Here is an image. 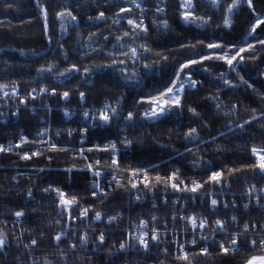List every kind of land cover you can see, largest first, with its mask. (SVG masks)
I'll use <instances>...</instances> for the list:
<instances>
[{"label":"trees","instance_id":"1","mask_svg":"<svg viewBox=\"0 0 264 264\" xmlns=\"http://www.w3.org/2000/svg\"><path fill=\"white\" fill-rule=\"evenodd\" d=\"M137 2L140 8L132 0H0V86L8 94L0 98V146L11 149L0 152V235L5 240L0 264H246L252 256H264V250L249 246L247 236L240 235L231 248V240L214 229L217 220L229 231L235 221L259 226L264 215L224 208L221 201L211 210L208 195L215 172L222 173L231 192L264 185L251 151L264 149V24L251 31L257 19L264 20V0H251V8L241 0L231 13L232 0L216 6L192 0L197 19L191 22L182 19L183 0ZM121 8L130 11L117 16ZM66 11L76 20L57 16ZM100 13L104 17L98 20ZM128 19L143 21L147 31L134 34ZM238 52L231 66L219 58ZM191 60L198 63L178 79L181 65ZM73 65L76 70L68 72ZM173 81L184 85L178 93L181 105L146 116L151 101ZM12 92L16 96L10 97ZM30 92L42 94L31 97ZM64 92L69 93L66 102ZM114 103L119 115L101 124L93 110ZM64 108L75 115L65 118ZM191 129L195 133L186 135ZM82 132L87 143L80 146ZM106 143L119 147L116 166ZM32 152L40 155L21 158ZM85 159L99 161L93 168L104 173L96 196L89 173L81 170ZM173 173L182 188L193 182L201 187L177 191L168 182ZM115 174L119 183L109 186L106 181ZM48 188L76 203L65 210L58 193ZM18 211L21 217L15 216ZM97 212L101 219L94 221ZM188 217L206 220L207 226L192 229L181 219ZM141 221L148 228L143 232L157 230L164 239L140 247L131 237L140 234ZM185 254L188 260L178 258Z\"/></svg>","mask_w":264,"mask_h":264},{"label":"snow or ice","instance_id":"2","mask_svg":"<svg viewBox=\"0 0 264 264\" xmlns=\"http://www.w3.org/2000/svg\"><path fill=\"white\" fill-rule=\"evenodd\" d=\"M132 2L135 4V6L137 8H140L141 5L137 2V0H132ZM241 2V0H232V3L228 5V8H227V12L228 13H231L233 11V9H235L236 7L239 6V3ZM211 3L213 6H216L218 3H219V0H211ZM181 7L184 9V11L182 12V19L185 21V22H191V21H194L197 19V17L194 16L193 12H192V9L194 7L193 3H192V0H183L182 4H181ZM248 7L251 8L252 7V3H251V0H248ZM127 11H130V9H124V8H121L120 9V13H117V16H120L121 13H124V12H127ZM158 12H162L163 9H160L158 8L157 9ZM46 15V13H45ZM57 16L58 17H65V16H68L71 18V20H76V17L74 15H72L71 12H60V13H57ZM104 17V13H100V15L97 17V19H102ZM115 23H119V19H117L116 21H114ZM128 24L130 26H132L133 28V33L136 34V35H139V32H146L147 29L143 26V21H141L140 23H136L135 20L133 19H128ZM231 24V21L229 19L228 16H225L224 18V25L226 27L230 26ZM260 24H264V20H261V19H257L256 21V24L253 25L252 27V32H255L256 30V27H258ZM165 27L167 26L166 22H165ZM45 30L47 31V25H45ZM139 30V31H137ZM129 33H125L124 35H128ZM260 43H264V41H260ZM208 48H218V47H221L220 45H217V44H209L207 45ZM252 46L249 45V49L251 48ZM147 50V49H145ZM246 49H243L241 48L239 51L240 52H243L245 51ZM131 54L133 57H135L137 55L136 53V49L133 48L131 50ZM237 56H239V52L232 56L231 58H228L227 56V53H225L223 56L219 57L220 59H224L226 60V63L229 64L230 66L233 64V61L237 59ZM210 57H204V59H208ZM121 63H123V61H121ZM195 63H198V61L196 60H191L183 65H181L180 67V70L179 72L177 73V78L179 79V76H180V72H183V70L185 68H188L190 66V64H195ZM48 71H51V68L47 69ZM76 68L75 66L73 65L72 68L68 69L67 71L68 72H71V71H75ZM85 71H87V69H85ZM61 75H64V73H62ZM227 83V81H226ZM190 86L191 87H195V81H190ZM3 87H6V86H0V89H2ZM184 85L183 84H179V86H177V81H173V85L172 87H169L167 89V91L165 93H162L161 94V97L157 98L156 100H153L151 101V103L153 104V107H152V110L149 112V113H146V116L148 117H158L160 115H163L165 113V111L167 110L166 109V106L167 107H172V106H175V107H179L181 105V97L180 95L178 94L182 89H183ZM35 91V90H33ZM41 91H45L44 89H41ZM177 93L176 95H172L173 93ZM52 94H55V90L53 89L52 90ZM5 95H7V93H5ZM69 96V93L68 92H64L62 94V98L63 99H67ZM80 96L81 98H83L84 96V93H80ZM162 100V103L160 102ZM21 103H23V101H21ZM191 110V109H190ZM194 111V110H192ZM112 113L115 114L116 113V109L113 108L112 109ZM89 114L88 113H85V116H88ZM133 118V114L130 112L128 114V117L127 119L128 120H132ZM99 119L104 122V123H107L110 119V116H109V113L106 110L102 111L99 115ZM247 123V122H246ZM195 129H191L189 133H187L186 135L188 136H191L193 133H195ZM40 135H43V133H40ZM21 142L22 143H26L27 141L21 137ZM21 145H16V147H20ZM111 148L112 151H115V144H112L109 146ZM51 148L53 150L56 149V146L55 145H52ZM11 149L8 148H4L3 146H0V152H5V151H10ZM105 150H108V149H105ZM252 154L254 156L257 157V163L255 165H253V167H257L260 169V171L262 173H264V149H257L255 147L252 148ZM37 155H40L39 152H32L31 156L25 154L24 156H22L21 158L22 159H31L32 156H37ZM97 163H99V161H97ZM112 165L113 166H116L117 165V161L115 158H113L112 160ZM88 168L89 170H93V165L92 164H89L88 165ZM93 175L95 177H99L101 175V173L97 170V171H93ZM133 175L136 176V175H139L138 172H133ZM221 176H222V173L221 172H215L212 174V176L210 177L211 181L213 182H220L221 180ZM115 179V177H114ZM160 178L157 177V181H159ZM178 180V177L176 175V173H173L172 176H170L168 178V182L171 184V187L177 191H192V192H196L200 187L201 185L199 183H196V182H193V186L191 188H187V187H181V184L183 183L182 181L180 183H176L175 181ZM145 186H147V177H145ZM119 183V182H117ZM137 185L136 184H132V187L135 188ZM94 188H99V184H94L93 185ZM56 191L58 193V196H59V201H60V206L62 208H64L65 210H67L68 208H70L73 204L76 203V199L73 197L72 199H68L66 198V194L59 190V189H51V188H48V189H45V191ZM254 189H250V192L253 191ZM102 191V190H101ZM264 191V190H262ZM97 193L94 191L93 192V196H96ZM139 199V197H138ZM211 204L213 207L216 206L217 204V201L216 200H212L211 201ZM87 209L83 210L81 212V216H86L87 215ZM23 215L22 212H16L15 213V216L16 217H21ZM117 217H110L109 220L112 221V220H115ZM95 219L99 220L101 219V214L99 212L96 213V216H95ZM153 219H155V217H153ZM181 219H187L189 223L192 224L193 228H196V227H199V228H204L206 226V223L207 221L206 220H200L199 223H197V218L196 217H188V218H181ZM235 219V218H233ZM216 226H217V229L218 230H223V222L220 221V220H217L216 222ZM146 224L145 221H141V226H144ZM247 228L248 226L245 225V231H247ZM146 236H147V233H141L139 236H136L135 238L138 240L139 244L144 247V248H147L148 247V240L146 239ZM56 240H59L60 239V236H57L55 238ZM100 242H103L104 240V236L103 234L100 235V237L98 238ZM159 239V236L157 235L156 231L153 230L152 232V235H151V240L153 241H156ZM81 241L82 242H86V237H81ZM36 243L35 240L32 241V244L34 245ZM194 243V241H193ZM233 245L237 244V240L234 238L231 242ZM252 245L255 246L256 244V241L253 240L252 242ZM5 244V240L3 238L2 235H0V248H3ZM260 244H261V249L264 250V240H261L260 241ZM74 247V245H73ZM221 251L223 253H228L229 252V248L225 247L223 244H221ZM120 248L123 249L125 248V244H121L120 245ZM201 254H207V249H202L201 251ZM180 259H184V260H188V256L185 254L184 256L182 257H178ZM246 264H264V256H252L250 257L247 261H246Z\"/></svg>","mask_w":264,"mask_h":264},{"label":"built area","instance_id":"3","mask_svg":"<svg viewBox=\"0 0 264 264\" xmlns=\"http://www.w3.org/2000/svg\"><path fill=\"white\" fill-rule=\"evenodd\" d=\"M5 93H6V91L4 89H0V98L1 99H4V98L7 97L8 94L5 95ZM35 94L41 95L42 92H37V93L30 92V96L31 97H33ZM13 96H16V92H12L10 94V97H13ZM49 97H53V94L50 93ZM61 99L63 101H65V102L68 100V98L67 99H63L62 97H61ZM83 99L84 98H81V96H80V100H81L82 103H83ZM113 108L116 109V113L115 114L112 113V109ZM106 109H107V111L109 113L110 118H115V117H117L119 115L120 110H119V105L117 103L105 104L101 108L94 109L92 113H94V115L98 116V119H99L100 113L102 111L106 110ZM63 110H64V113H65V118L66 117L70 118L71 116L75 115L74 111H71L68 108H64ZM87 113H88V111H87ZM86 118H88V116H86ZM93 118H94V116H93ZM42 121H44V120L42 119ZM99 122L101 124H107V123L102 122L100 119H99ZM81 134H82V136H81L80 141H79L81 143H79V145L83 146L84 144L87 143V141H86V135L87 134L85 132H82ZM15 145H19V144H15ZM15 145H14V147L13 146L12 147L13 148H18V147H15ZM110 145H112V144H110V143L104 144V146L108 147L110 149V151H111V148L109 147ZM115 146H116L115 151H114L115 153L114 154L112 153L111 162H112L113 158H115L116 160L118 158L119 147L116 144H115ZM78 151H79V156H81V154L83 152V147H80L78 149ZM88 163H91L92 165L97 164L95 162L94 163L90 162L88 159H85V167L82 168L81 170L84 171V172H87V173H89L88 172ZM97 170L101 173V175L99 177H95L93 175V171H97ZM262 174H264V173H262ZM103 175H104V173L101 170H99V169H94L93 168V170H91V172L89 173V178H91V181L93 183H90V186H89L90 190L95 191V192H100V189H101V186H102V183H103V180H104V176ZM211 176H212V174H211ZM114 177L115 176H111V178L106 181L109 186H113V187L117 186L118 183H116V182H118V181H117L116 177H115V179H114ZM92 179H94V180H92ZM97 183L99 184V188H94L93 185L97 184ZM224 183L225 184H223V182H222V176H221L220 182H218V183L211 181V184H213V186H214V189L211 192H209V194H208L209 197H210V206H211L210 209L211 210H213V208H214L212 206V204H211V201L212 200H216L217 204H216L215 207H217L218 202L221 201L224 208L229 205L230 208L240 209L242 212H245V213L246 212H250L252 210H256L259 213L264 215V191H262V190H264V185H262V186H248V187H245L241 192H231V191H228V190H230L229 184L226 183V182H224ZM250 189H254V190L250 192ZM225 196H230L229 202H227L228 200L226 199ZM236 197H239V198L237 199ZM139 200H144V198L141 197V198H139ZM175 203L177 204L178 201L175 200L174 204ZM184 207L185 206L182 205V208H184ZM83 218H86V216H84ZM94 221H99V220L94 218ZM186 221H188V220L186 219ZM222 222H223V225H224L223 230H218L217 226H216V223L214 224V229H216L218 231V234H220L221 238L223 237L224 241L227 240V239H230L231 242H232V240L234 238L237 240V244H235V245L230 243V247L231 248H236L238 246V244H239L238 238L240 237V235H245V236H247L249 238V243L248 244H249L250 247H252V248H261L260 241L264 240V221L259 223V226L255 225V224H253V225H248V224L240 225V224H238L237 221H235L232 224L233 225V230H231V231H229V229L226 228L225 221H222ZM197 223H199V221H197ZM189 225H190V227L192 229H194L191 223H189ZM245 225L248 226L247 231H245ZM206 226H207V223H206ZM143 228H145L146 231L148 229L146 227V224L144 226H140V234L141 233H146V232L142 231V230H144ZM155 231H157V230H155ZM152 232H150L146 236V239L148 240L149 243L150 242L156 243V242L164 239V235L161 233L162 235H159V239L158 240H156V241L151 240ZM158 232H160V231H158ZM140 234H138V232H136L135 234L132 235L131 239L135 240V242L137 243L138 240L135 237L139 236ZM253 240L256 241L255 246H253L252 243H251ZM222 242H220L219 246H221V244L224 245V243H222ZM138 244H139V242H138ZM132 246H134V244ZM140 247H142V246L140 245ZM142 248H144V247H142Z\"/></svg>","mask_w":264,"mask_h":264},{"label":"rangeland","instance_id":"4","mask_svg":"<svg viewBox=\"0 0 264 264\" xmlns=\"http://www.w3.org/2000/svg\"><path fill=\"white\" fill-rule=\"evenodd\" d=\"M79 143H81V142H79ZM85 143V142H84ZM13 147H14V145H13ZM15 147H16V145H15ZM112 151V150H111ZM112 153L114 154L115 152L114 151H112ZM255 157V159H256V161H257V157L256 156H254ZM89 164H91V163H88V165ZM96 164H94V166H95ZM88 172L90 173L91 172V170H89V168H88ZM116 175H118V174H115V175H112V176H116ZM118 178H119V176H118ZM92 180H94V179H92ZM143 181H145L144 179H143ZM90 183H93L91 180H90ZM142 183V182H141ZM196 183H198V182H196ZM191 186H193V183L191 184ZM175 215V214H174ZM87 216V215H86ZM88 216H89V214H88ZM96 216V215H95ZM95 216H94V218H95ZM94 218H93V220H94ZM92 220V221H93ZM156 233H157V235L159 236V235H162L161 234V232H158V231H156ZM247 234V233H246ZM240 241V237L238 238V242ZM159 242V241H158ZM148 244H149V242H148ZM258 249V248H257Z\"/></svg>","mask_w":264,"mask_h":264}]
</instances>
